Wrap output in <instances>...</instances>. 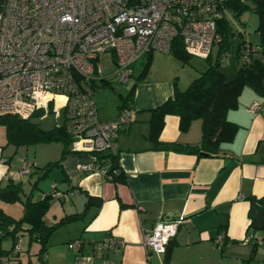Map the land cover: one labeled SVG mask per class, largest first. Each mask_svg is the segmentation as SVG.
I'll return each mask as SVG.
<instances>
[{"label": "crops", "instance_id": "obj_1", "mask_svg": "<svg viewBox=\"0 0 264 264\" xmlns=\"http://www.w3.org/2000/svg\"><path fill=\"white\" fill-rule=\"evenodd\" d=\"M149 56L145 75L139 76L143 67L140 59L145 60L147 54L133 64L131 85L136 83L132 94L127 100L114 101L116 106L110 111L101 110L93 99L94 91L90 92L102 121L115 119L122 104H129L135 111L134 119L119 130L116 138L124 181L107 180L103 172L109 160L99 164L95 153L70 149L61 156V148L56 158H47L51 142L30 143L29 158L23 146L9 142L0 130V186L10 181L20 183L21 200L28 195L39 199L44 194L37 196L33 189L42 176L40 167L61 157L60 165L55 166L60 170L59 182L51 186L68 193L63 198L56 193L52 196L60 204L50 202L43 221L52 226L66 215L81 213L54 228L47 238L46 250L40 254L41 243L31 238L26 224H21L20 231L30 237V254L25 260L18 258L20 241V251L11 258L18 261L13 264H165V254L148 255L143 244L144 231L164 217L181 219L172 239L169 264H241L249 257L254 242L260 240L256 255H264V231L248 229L246 200L248 195H264V110H248L251 103L264 101V96L249 86L243 88L237 107L226 113V119L237 127L235 134L220 145L216 155L155 149L148 136L149 109L172 97L175 87L184 90L204 64H198L197 74H189L186 82L180 73L184 67L172 54L152 51ZM235 60L223 66L228 67L224 72L227 78H232L239 66L240 61ZM89 86L94 89L96 85L91 82ZM129 88L118 94L125 98ZM39 119L43 120L41 116ZM200 139V119H193L187 130L181 131L178 116L165 115L160 140L195 144ZM24 160L29 162L30 171L22 174L19 170ZM87 195L100 198L101 204L98 206L95 200L87 203ZM218 235L223 237L220 246L214 241ZM111 238L121 239L123 245L98 246ZM72 241H78V245L70 246Z\"/></svg>", "mask_w": 264, "mask_h": 264}, {"label": "built area", "instance_id": "obj_2", "mask_svg": "<svg viewBox=\"0 0 264 264\" xmlns=\"http://www.w3.org/2000/svg\"><path fill=\"white\" fill-rule=\"evenodd\" d=\"M231 1L0 0V116L30 119L40 109L44 115L62 112L72 151L116 153L118 132L135 111L123 106L115 119L100 120L88 84L101 78L127 83L139 58L152 51L169 53L176 38L187 54L205 59L220 41L217 21ZM105 52L111 53L108 75L99 62ZM248 110H264V101L251 103ZM29 171L24 160L19 172ZM180 222L164 217L145 230L146 253L165 254ZM5 236L0 229V240ZM214 241L221 245L223 237ZM122 245L121 239L111 238L98 246ZM19 251L17 236L11 249L0 248V264H8Z\"/></svg>", "mask_w": 264, "mask_h": 264}, {"label": "trees", "instance_id": "obj_3", "mask_svg": "<svg viewBox=\"0 0 264 264\" xmlns=\"http://www.w3.org/2000/svg\"><path fill=\"white\" fill-rule=\"evenodd\" d=\"M251 7L244 1L233 0L228 3V9L238 15L246 8H251L258 17L255 31L258 34V42L255 44L242 42L236 48L235 58L240 61L237 70L232 78H227L226 74L220 69L221 59L229 48V35L232 34L230 26L226 23L224 17L217 21V32L220 41L217 43V51L214 56L212 53L205 59H200L204 63V68L199 70V74L194 77L184 90L175 87L174 95L167 98L160 105L149 109V140L152 147L160 150L186 151L197 153L198 155H216L220 151V145L232 139L236 131V125L226 119V113L238 105V98L245 86L253 88L256 93L264 96V0H251ZM170 54H172L181 63H189L192 56L187 54L179 38H176L171 45ZM150 65L149 53L145 59L140 77L145 75ZM196 67V66H195ZM91 83V82H90ZM96 86H102L108 83V79L101 78L99 83L94 81ZM136 83V82H135ZM133 83L125 98L127 100L132 94ZM124 106L122 104L120 107ZM41 109L34 115L40 113ZM167 114L177 115L179 118V129L187 130L193 119L201 120V139L195 144H183L178 141L160 140V132L164 124V117ZM0 123L5 125L6 135L9 142L15 144L30 143H50L62 142L61 156L70 151V138L65 131L63 122L49 129H43L38 123L30 119H21L13 115L0 116ZM99 164L106 159L109 160V167L103 172L105 178L111 182H121L125 179V174L118 164L116 153H95ZM60 160L48 162L40 167L41 178L46 176L49 169L53 166H59ZM50 192L45 193L39 199H32L28 195L21 200L20 194L22 187L20 183L8 182L5 186H0V199L6 201L19 200L22 205V212L19 219L11 218L3 209L0 208V229L5 234L13 233L21 224L28 226V232L31 238L41 243L39 254L47 248V238L51 231L61 223L70 219H75L81 213H75L64 216L59 222L48 226L43 221V216L55 193H60L59 197L67 195V190H55L53 186ZM97 201L98 206L101 199L87 195L88 201ZM247 217L248 229L251 231H264V195H248ZM86 203V204H87ZM82 212V211H81ZM13 223L14 227L8 230L4 225ZM223 243V242H222ZM258 243L252 245L251 255H253ZM222 245V244H221ZM5 250V249H4ZM7 251V250H6ZM46 264V263H44ZM165 264H169L168 260Z\"/></svg>", "mask_w": 264, "mask_h": 264}, {"label": "rangeland", "instance_id": "obj_4", "mask_svg": "<svg viewBox=\"0 0 264 264\" xmlns=\"http://www.w3.org/2000/svg\"><path fill=\"white\" fill-rule=\"evenodd\" d=\"M245 3L247 5H249L250 7L252 5L251 0H245ZM250 7L244 9L238 15H236L235 13H233L229 9L226 10L224 13V19H225L226 23L230 26L232 34L229 35V48L227 51V57L224 59V63L220 64V66H219L223 72H227L228 67L227 68L223 67L224 65H226L227 61H229V63H231V64H234L236 62L235 54H236V48L239 44H241L242 42H244V44H247V43L255 44L258 42V34L255 31V28H256V25L258 22V17H257V14ZM217 47H218V44H215L213 46L212 56H214L216 54ZM110 59H111V53L110 52H105L104 54H101L99 56V62L101 63V66H102V74L103 75H108L111 73L112 65L110 64ZM140 60H142L143 64H144L145 60L144 59H140ZM200 63L202 64L203 61L200 60L199 58H195V57H192L190 59L189 63H181L184 67V68H182V70L180 72L181 73V79H185V77H186V82H189V80H190L189 74H192L193 76H195L197 74L196 73V67ZM138 67H140V65L137 66V68ZM134 74L136 75L137 72H135ZM132 81H133L132 77L127 83H120L115 78H113V79L109 78V83H106V84H103L102 86H99V87H101L100 89H97L96 86L94 87V89L93 88L90 89V86H89L90 83H89L88 84L89 88H87V90H88V92L94 91L93 92V99L96 100V102L99 105H101V110L110 111V109H112L113 106H116L114 104V101H116L117 99L119 102L121 101V96L118 93H120V94L126 93L127 89L130 87ZM96 83H99V81L97 80ZM186 84H188V83H186ZM183 88H185V87H183ZM125 106H129V104H127ZM40 116H41V119H43L42 121L39 119ZM30 121L39 122V126L41 128H44V129L45 128H51L55 125H60L62 123V112L60 113V115L59 114L56 115L52 110H50L49 112H47L44 115L43 111H40V113H38L37 115L31 116ZM0 130L3 132L5 137L8 138L6 135V129H5L4 124L0 123ZM20 145L23 146L22 147L23 153L28 154L29 158H32V154H31V150H30L31 144H20ZM45 145H47V144H45ZM48 145H49L48 146L49 148L47 150L48 151L47 153L49 156H47V158H56L55 155L60 152V150L63 146L62 142H60V141L51 142V144H48ZM37 152L41 153L43 151L38 150ZM22 164H23V162H22ZM38 166L40 167L41 165H38ZM59 171H60L59 168H57L55 166L51 167L48 171V174L37 181V186L35 189H33V192H34L33 194L39 196V194L42 195V194H45L47 192H50V190L53 188V186H51V185L59 182L58 181ZM56 191H58V190L56 189ZM51 202L54 203L56 201L54 199H52ZM56 203L60 204L59 202H56ZM0 206L3 207L4 212L7 213L11 218L19 219V217L21 216L22 205H21V202L19 200L6 201L3 199H0ZM49 207H51L50 204H49L46 212L50 209ZM4 227L8 230H11L14 227V224L9 223V224L4 225ZM20 232H23L24 234L20 235ZM17 236H18V240H19V245H20V241H21V252H20L18 258H20V259L22 258L23 260H25V257L28 254H30L29 248L27 247V245L30 241V237L26 232L20 231L19 227H18L17 231H15L14 233H7L6 236L0 240V248L5 249V250L11 249L14 240L17 239ZM218 245L220 246V244H218ZM256 247L257 248L255 249L253 255H251V253H250L249 257H245L244 260L241 261V264H264V255H262V254H260L258 256L256 255L258 249H260L261 246H259V244H258V246H256ZM31 251H32V249H31ZM14 260H16V259H10L8 261V263L13 264V263L18 261V260L17 261H14Z\"/></svg>", "mask_w": 264, "mask_h": 264}, {"label": "water", "instance_id": "obj_5", "mask_svg": "<svg viewBox=\"0 0 264 264\" xmlns=\"http://www.w3.org/2000/svg\"><path fill=\"white\" fill-rule=\"evenodd\" d=\"M171 245H172V241H170L166 247V251H165V260L167 261L169 258V254H170V249H171Z\"/></svg>", "mask_w": 264, "mask_h": 264}]
</instances>
